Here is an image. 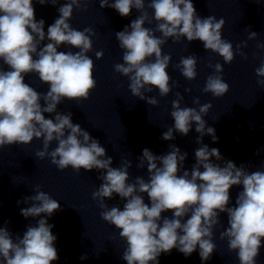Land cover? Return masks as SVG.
<instances>
[{
    "label": "clouds",
    "instance_id": "9594fccd",
    "mask_svg": "<svg viewBox=\"0 0 264 264\" xmlns=\"http://www.w3.org/2000/svg\"><path fill=\"white\" fill-rule=\"evenodd\" d=\"M37 3L55 6L60 0H36ZM92 0H65L58 8L59 17L44 31V20L35 18L33 0H0V150L16 144L27 145L34 139L42 140L43 147L35 156L43 160L49 158L51 164L63 171L71 167L76 173L81 169L102 171L98 178L102 181L92 199L102 209L100 217L119 230V237L126 242L122 259L127 264H159L162 253L178 249L185 257L191 256L199 247L202 261L211 259L217 250L214 243V230L219 225L220 213H227L228 227L220 232V240L227 239L229 252H234L239 264H257L262 241H264V171L248 172L244 165L237 167L232 161L223 166L213 163L223 159L219 149L202 143L204 135L218 137L213 127H207L204 117L213 105L200 104L193 99L194 107H182L184 97L177 92L171 102V118L174 126L162 134L163 140H173L174 132L187 136L195 123V131L200 134L197 143L201 147L195 151L196 163L191 171L181 170L187 153H181L175 145L170 151L157 156L148 148L138 157L137 167L147 168L148 179L137 176L129 183V169L132 163L122 158L120 167H112L113 159L106 155V149L97 139L72 121V113H61L57 106L64 100H88L96 88L94 78L95 64L88 53L93 51L92 37L96 32L91 27L82 31L72 27L74 9L87 10ZM259 2V0H257ZM101 8H113L121 17H127L135 8L140 15L115 37L123 51V63H116L114 71L127 77L132 96L144 100L148 105L157 106L159 100L148 96L153 89L166 97L178 84L171 83L172 77L167 69L171 63L170 54H164L162 46L169 38L179 43L181 38L188 42L199 40L205 50L217 53L225 64H231L238 52L247 42L236 45L222 38L226 21L217 20L213 15L201 18L197 15L192 0H150L147 8L152 9L150 18L145 0H99ZM156 22L155 29L145 27L146 22ZM248 30V29H247ZM249 31V30H248ZM160 33L157 36L156 33ZM258 34L249 31L248 39H256ZM47 39L48 43L41 47ZM67 45L79 51H58ZM264 48V44H258ZM96 59H102L104 52L96 51ZM154 58V59H153ZM3 65H7V71ZM188 81L197 77V57L182 56L174 66ZM213 74L205 81L204 93L220 98L229 92V84L224 81V67L214 65ZM29 73L38 74L43 84L49 85L46 93H40L25 83ZM259 78H264V61L255 69ZM257 83L264 88V79ZM190 92L191 89H185ZM41 100L44 104H41ZM44 113L54 114V119L46 118ZM217 119V118H215ZM56 142V147L50 145ZM259 154V153H257ZM203 169V170H201ZM242 185L235 206L229 207L230 189ZM35 195L24 198L31 206L22 208L21 215L51 217L60 211L61 205L48 193L37 186ZM146 193L149 204L144 202ZM113 194L125 200L123 210L117 206L109 207L105 199ZM18 203H20L18 201ZM171 211V218L162 213ZM188 217L185 220V217ZM47 219L40 218L34 226H28L22 238H12L11 233L0 227V264H52L59 259L54 246L57 237ZM81 260L87 259L82 255Z\"/></svg>",
    "mask_w": 264,
    "mask_h": 264
}]
</instances>
